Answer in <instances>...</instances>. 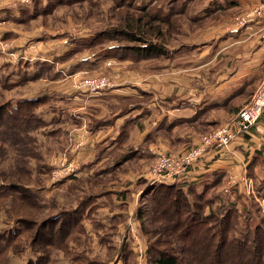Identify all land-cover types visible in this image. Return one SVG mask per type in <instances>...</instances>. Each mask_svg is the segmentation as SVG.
<instances>
[{
    "label": "crops",
    "instance_id": "crops-1",
    "mask_svg": "<svg viewBox=\"0 0 264 264\" xmlns=\"http://www.w3.org/2000/svg\"><path fill=\"white\" fill-rule=\"evenodd\" d=\"M175 3V0H167L165 4V9L171 10L174 18L179 19L180 13L184 11L196 20L216 19L223 14L225 17L212 27H203L195 33L188 30V38L182 36L185 30L181 27L183 21L180 18L169 40L170 51L161 57L139 61L111 57L92 58L89 62H83L82 59L89 56L87 50L64 59L72 48L68 42L62 49H55L53 41L45 38L27 44V36H21L17 28L8 25L11 16L19 17L16 9L20 10L18 6L23 3L11 4L0 10V20H3L0 36L12 40V50L16 52V55H8V58L0 53L8 63V88L34 79L53 84L44 93L56 92L60 94L59 98L51 101L53 103L49 100L43 108L39 107L38 112L47 121L58 120L62 124L64 121L70 122L66 135L69 134L72 141L64 154L74 160L79 169L71 174L74 178L69 180L82 177L100 180L94 182L98 184V191L90 192L100 193L95 202L94 217L97 221L89 220L92 226L87 230L94 234L110 231L117 222L116 234L121 240L118 241L120 247L127 239L125 233L129 222L126 219L132 218L133 222L130 223L140 231L141 222L136 217V210L144 202L141 199L145 192H141L142 188H150V184L145 181L148 180L145 173L156 153L181 152L198 143L201 135L212 126L232 119L249 98L247 92L251 93L256 78L262 76L264 69V40L259 34L264 31V18L237 30H233L235 25L230 26L234 21L230 9H248L251 7L250 0H212L204 2L201 8L194 0L190 8L185 10V0L179 4L180 7H176ZM227 9L230 14L222 12ZM73 33L70 34L87 36V33ZM157 61L158 64L163 62L159 72L152 70L148 64ZM19 73L21 75L18 76ZM85 73H107L113 79L112 84L101 91L90 92L77 90L64 79L68 74ZM22 97L29 96L10 99L16 102ZM98 118L103 121L95 127L91 126L90 122ZM129 141L133 144L128 146ZM134 146L135 152L144 156L141 159H149L137 172L123 173L122 160L114 161L113 156L97 158L100 152L108 150L122 153L124 148L133 149ZM97 166L99 169L94 171ZM263 166L264 115L240 140L222 152H211L185 178L172 183L185 190L196 188L201 191L217 173L224 184L230 173L240 175L246 170L255 181V176L258 179ZM110 168L112 171H109ZM121 180L122 183L126 180L132 183L120 188L118 184ZM108 183H111L109 187ZM103 184H107V187ZM239 189L245 194L241 187ZM235 193L237 191L222 196L219 194L224 193L220 190L215 194L219 200L226 197L229 201H237ZM121 194L125 195V199ZM100 198H107L109 203L100 201ZM215 199L216 203L219 202L217 197ZM102 207H105L109 218L107 224L97 218V211L100 212ZM117 218L121 220L117 221ZM130 234L129 237H132Z\"/></svg>",
    "mask_w": 264,
    "mask_h": 264
},
{
    "label": "rangeland",
    "instance_id": "rangeland-1",
    "mask_svg": "<svg viewBox=\"0 0 264 264\" xmlns=\"http://www.w3.org/2000/svg\"><path fill=\"white\" fill-rule=\"evenodd\" d=\"M38 1L39 2L37 3V6L39 8L37 9V11L34 10V12V1L28 0L23 4L20 3L21 6H18V9L20 10L16 9L17 12L19 11V17H14V15L10 17L12 19L8 20L10 22H8V25L17 28L21 36H23L24 34L25 36H27V40L25 41V43L28 42L27 44H30L34 40L42 41L45 38L53 41V43L55 44V49H62L67 43V38L65 35H57L60 32H67L68 34H74L73 32L93 33L102 30L106 26H111L112 24H123L122 22H117V19L120 20L124 15L123 9L120 10V14L118 12V7L116 6L118 0H77L79 1L78 3H75L76 0H74L69 1V3L61 2L60 5H58L59 2L57 0ZM48 1L49 4H46ZM144 1L148 2L151 0ZM175 1L177 2L175 3L176 7H180L179 4H181V2L184 0ZM185 1L186 3H184V10L190 8V4L194 0ZM210 1L212 0H195L196 4L199 3L197 4V6L199 5V8L205 5L204 2ZM41 5H47V8L42 12H40ZM249 9L250 8L244 9L243 11H241L240 8L230 9L232 12V16H234V21L230 24V26L236 25V19L249 11ZM124 10L126 11V8ZM222 12L230 14L228 9L227 11ZM119 15H121V17ZM180 16L181 20L183 21L181 27L185 30V32L182 33V36L188 38V30L195 33L197 30H200L203 27H212L213 25L217 24L219 19L222 18L220 20L222 21L225 17V14L221 15L219 18H212L209 20L205 18L196 20L189 17L190 15H188L186 11L180 13ZM123 20L126 21V18L124 17ZM162 33L164 32L162 31ZM259 34L260 37L264 40V31ZM157 36L164 37V34L161 35L159 33L157 34ZM166 38L168 39V37ZM2 39L4 40V42L10 41V39L4 37ZM5 39H7L8 41ZM170 39L171 38L169 37V40ZM10 42H12V40ZM22 43L24 44V42ZM122 43L130 44L131 42L128 40H124ZM23 48H25V45L23 46ZM79 56L82 57L83 54ZM4 59L5 58L0 55V106L6 105L8 103V100L12 97L36 96L44 93L45 91H49L48 89L52 87L53 84L48 83V81L34 79L26 84L23 83L22 85H16L11 89L8 88V63L6 64ZM64 64L68 65V63ZM148 64L152 66V70L158 71L159 69H162L161 65L163 64V62L161 64H158L157 61L156 63L150 62ZM78 74L65 75L64 79L69 83V85H72L73 88H75V82L84 81L88 78L91 79L96 76L108 75L110 79L113 80L112 77L107 73H85L81 75ZM17 75L19 76L21 75V73ZM263 77L264 69L262 72V76H258L256 78V85L252 87L251 93L249 94V92H247V96L249 98L247 97L248 99L245 100V103L239 107L235 116H233L232 119L224 122L223 124H229L236 119L239 110L252 100V97L260 86ZM127 104H129V102ZM263 115L264 111L260 119L252 127L256 126L258 122H260ZM102 121L103 119L98 118L93 122H90V124L91 126L95 127L98 122ZM46 122L47 124L45 126H42L38 130L34 131V135L37 137V143L39 145L38 150L35 152H30L31 150L28 148V146L33 145L34 143H25L24 145L27 146L26 149L22 151L21 148L23 147H20V150L16 152L12 150L13 148H8V145L1 139L3 132L8 131V112L4 110V107L0 108V264H71L70 260H73L75 256H83V254L90 258L96 259L99 262L98 264H129L127 262L126 255H124L123 253L120 254L122 248L120 249V243L118 241L121 240H118L119 236L116 233L107 234V231L103 230L102 232H97L96 234H94L89 231L83 234L82 243L80 245H78L79 242L76 243L73 241V238L71 239V236H73V234L75 233H67L70 237L68 238L67 236H65L64 242H67L69 240L70 243H66L64 248L55 244L57 243V235L59 231L57 227L64 218L58 220L55 225L54 221L51 220V216L54 214V212L57 213L58 211H60L62 208H59L62 205L67 207L71 204L75 205L78 203L80 198L85 197L90 192H97L98 188L96 187V185L98 184L94 182H100V180L98 178L82 177L74 179L72 181L67 180L63 184L61 183L55 185L56 181L52 179L50 163L52 158L59 157L66 153L68 145L71 144V136L69 134L66 135L68 128L70 127V122L64 121L63 124L58 120H46ZM219 125L212 126L211 129L207 132L212 131ZM131 144L133 143L129 141L128 146ZM190 147L191 146L187 148ZM134 149H136V147L133 149H129L127 147V149L124 148V151L122 153L120 151L117 153H112V151L107 150L104 153L100 152L97 158H102L107 155L113 156L114 161L118 159L122 160L120 161V163H122L123 166V169H121L123 173H127L128 171L137 172L138 169L141 168L142 164L149 159H141L144 156L136 153ZM154 159L150 162V164L154 161ZM99 166L94 167V171L98 170ZM102 167H104V165H102ZM110 170L111 168L109 169V171ZM100 171L102 172V170ZM256 177L257 176H255L254 178L255 181H252L253 187H255V192L251 194L245 193V198L243 197L242 199H239V201H236L239 205V208L237 209L238 214H240V220L237 231H233L234 234L232 235H237L240 232L246 230L247 225L255 227L257 223L264 221V166L260 170L258 179H256ZM126 181L127 182L124 181L122 183L121 180V183L118 184L119 187H127L132 183L131 181ZM109 184L111 183H108V187ZM226 184L227 178L225 183L222 184V187L220 188V190H222L224 194L219 195L229 196L234 194V192L227 193L223 190ZM145 185L148 184L146 183ZM145 185H142V187H144ZM27 187H31V189L35 193V197L33 198V200L36 202L40 201L41 203L36 205L27 200V198L25 197V189ZM104 187H107V184H105ZM144 191H147L146 187L142 188L141 190V192ZM141 192L139 191L138 197L140 196ZM213 192L215 193L216 191ZM37 198L39 200H37ZM141 199L145 204L148 205L152 202L150 193L148 195L145 194L143 197H141ZM99 200H102L105 203H109L107 198H100ZM217 201L219 202H215L213 206L214 208H216L215 210L225 211L226 209L224 210V206L221 205L222 203H224V201L219 200V197H217ZM163 203L164 202L159 203L160 207L163 206ZM104 208L105 207H102V210L100 209V212L97 211V218L100 220L102 219V221L106 222L107 224L109 222V218L107 216L106 209ZM210 211H212L210 207H207L205 209L206 213H209ZM237 216L238 215L236 214L234 215V217ZM147 217L148 214L145 215V220ZM247 219L249 223L247 222ZM261 219L262 221H260ZM67 221L68 225L70 223V218H68ZM126 221L129 222V229L127 228V231L125 233V235H127V239H125L121 243V245L131 243V245L134 247L133 256H135L133 264H137L140 251L135 247V242L134 240H132V237H129L131 230L130 227L132 225V223L130 222H133V219L129 218L126 219ZM85 224L87 228L92 226L89 219L85 220ZM145 224L148 226L147 223ZM54 227H56V231ZM142 227L141 225L139 226L140 231H138V235L141 234L140 236L143 237L144 240V264H150L146 252L147 242L148 239L150 240V238L145 233L143 234ZM63 229L67 230L66 227ZM199 229L201 228L199 227L196 229V232L198 230L199 235L197 233H194V235L199 236V238L195 237V239L193 240L195 243L198 242L202 237V233L199 231ZM120 234L122 235V233ZM175 234L176 233H174V235ZM108 235L110 236V238L108 239L111 241V244L115 245H113L114 247H112L109 243L104 242L106 240L105 237ZM101 237H103V240L101 239ZM141 237L140 241L143 242Z\"/></svg>",
    "mask_w": 264,
    "mask_h": 264
},
{
    "label": "trees",
    "instance_id": "trees-1",
    "mask_svg": "<svg viewBox=\"0 0 264 264\" xmlns=\"http://www.w3.org/2000/svg\"><path fill=\"white\" fill-rule=\"evenodd\" d=\"M32 1H34V12L39 8L37 6L39 1ZM57 1L60 5L61 2L69 3V1L74 0ZM78 2L76 0L75 3ZM166 3L167 0L148 2L144 0H118L116 3L118 12L120 14V10L123 9L124 15L120 20L117 19V22H122V25L112 24L98 32L87 33V36L82 37L69 35L66 32L59 33V35H67V42L72 46L64 59L85 50L89 51V56L83 58V62H89L92 58L111 57L130 58L139 61L165 55L170 51L169 37L180 22V18L173 17L171 10L165 9ZM46 4H49V1ZM46 8L47 5H41L40 12ZM119 16L121 17V15ZM124 17L126 21L123 20ZM159 33L164 34V37L157 36ZM124 40L131 43L123 44ZM59 95L56 92H49L36 97H22L16 102L9 99L6 105L0 106L8 112V131H4L1 138L8 145V148H13L12 150L17 152L20 147H23L21 148L23 151L27 147L24 145L25 143H34L28 146L30 152L38 150L39 145L34 131L47 124L46 119L38 112V109L47 104L49 100L50 103H53L51 101L58 99ZM219 176L217 173L212 182L207 183L201 191L196 188L185 190L177 184L168 182L151 183L145 179L150 184V188L143 193V196L150 193L152 202L149 204L150 206L144 202L139 205L136 210V217L140 220L141 227L143 225V234L145 233L150 238V240L147 238L146 246L150 264H264V221L261 219L262 222L257 223L255 227L247 225L246 230L237 235H232L239 226L240 214H238L237 209L239 205L236 201L230 202L227 198H221L224 201L221 204L224 208L221 207L226 210H215L216 208L213 206L216 201L215 197L218 195L213 191H220L222 187ZM73 178L74 175H70L62 181L56 182L55 185L63 184ZM239 190V187L234 190L237 191L235 193L237 201L246 197ZM25 191V197L28 201L36 205L41 203L33 200L35 193L31 187H27ZM234 191L232 190V192ZM121 195L125 199V195ZM97 197L99 194L89 193L80 198L77 204H71L68 207L62 205L59 208H62L60 211L54 212L51 220L54 221L55 225L58 220L64 218L57 227L59 229L57 243H55L57 246L64 248L66 243H70L69 240L64 242L65 236L70 237L67 233H75L71 239L73 238L76 243L79 242L78 245L82 243L83 234L88 232L85 220L97 221L94 217ZM37 200L39 199L37 198ZM161 202L164 203L160 207L159 203ZM207 207H210L212 211L206 213ZM147 214L148 217L145 220ZM235 214L238 216L234 217ZM68 218H70L68 224L70 230L67 225ZM119 220L121 219L117 218V221ZM247 222L249 223L248 219ZM95 224L99 225L97 222ZM65 227L67 230L63 229ZM199 227L202 237L195 243L193 240L199 236L194 235V233H199L198 230L196 232ZM54 229L56 231V227ZM112 230L107 231V234L116 233L117 222L112 226ZM174 233L176 234L174 235ZM105 238L104 242L109 243L112 247L115 246L110 243L109 235ZM101 239L103 240V237ZM121 248L120 254L126 255L127 262L133 264L134 247L131 243H126L122 244ZM70 261L71 264L99 263L96 259L85 254L75 256Z\"/></svg>",
    "mask_w": 264,
    "mask_h": 264
},
{
    "label": "built area",
    "instance_id": "built-area-1",
    "mask_svg": "<svg viewBox=\"0 0 264 264\" xmlns=\"http://www.w3.org/2000/svg\"><path fill=\"white\" fill-rule=\"evenodd\" d=\"M28 0H0V10L3 7L15 3H24ZM251 7L245 14L236 19V25L233 30H237L247 26L252 22H259L264 18V0H250ZM3 20H0V24ZM0 53L8 58V55H16L12 50V42H4L0 36ZM111 64V62H108ZM112 84V80L108 75L96 76L88 78L84 81L75 82L76 89L86 90L90 92L101 91ZM264 111V77L260 86L254 93L252 100L239 110L236 119L229 124H221L210 132L203 134L198 143L190 148H186L181 152H158L154 161L150 164L145 173V177L151 183L160 182H176L186 177L188 172L194 168L199 162L203 161L211 152H222L229 146L240 140L253 125L260 119ZM52 179L54 181L62 180L69 175L75 173L79 169V165L67 154L54 157L50 163ZM252 179L247 170L240 175L230 173L227 177V184L224 191L231 193L235 187H241L246 194L255 192ZM131 234L135 242V247L139 249L140 254L137 264H144V243L140 241L138 230L131 225Z\"/></svg>",
    "mask_w": 264,
    "mask_h": 264
}]
</instances>
